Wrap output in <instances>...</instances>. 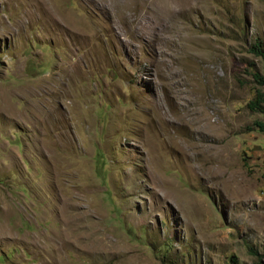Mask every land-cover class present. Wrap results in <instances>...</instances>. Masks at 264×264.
Instances as JSON below:
<instances>
[{
  "label": "rangeland",
  "instance_id": "obj_1",
  "mask_svg": "<svg viewBox=\"0 0 264 264\" xmlns=\"http://www.w3.org/2000/svg\"><path fill=\"white\" fill-rule=\"evenodd\" d=\"M256 43L264 0H0V264H264Z\"/></svg>",
  "mask_w": 264,
  "mask_h": 264
},
{
  "label": "trees",
  "instance_id": "obj_2",
  "mask_svg": "<svg viewBox=\"0 0 264 264\" xmlns=\"http://www.w3.org/2000/svg\"><path fill=\"white\" fill-rule=\"evenodd\" d=\"M251 50H252L253 54L261 57L264 61V51L260 48L259 43L254 44V46L252 47ZM253 77L258 82H261V84L263 83L262 79L257 74H253ZM263 101H264V99H263L262 95H257L256 99L248 104V108L252 111L264 113V109L261 108V104L263 103ZM257 126L260 127L261 129H263L261 124H257Z\"/></svg>",
  "mask_w": 264,
  "mask_h": 264
}]
</instances>
